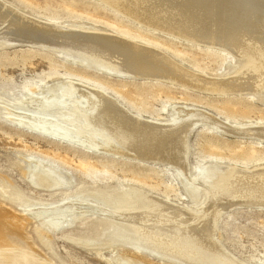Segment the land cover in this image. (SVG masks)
Masks as SVG:
<instances>
[{
    "label": "bare ground",
    "instance_id": "obj_1",
    "mask_svg": "<svg viewBox=\"0 0 264 264\" xmlns=\"http://www.w3.org/2000/svg\"><path fill=\"white\" fill-rule=\"evenodd\" d=\"M5 1L0 0V45L53 48L71 61L76 57L71 65L113 78L166 81L218 95L250 92L261 94L264 101V0H101L151 29L229 54V64L236 66L225 76L196 72L158 46L127 34L83 21L37 17ZM214 56L219 61V53ZM110 84L86 75L35 84L23 97L2 102L4 117L20 128L95 154L154 165L153 173L127 169L123 175L130 179L114 191L63 197L75 186L73 173L47 157L19 153L30 186L41 197L50 193L59 199H33L21 212L0 201V264H57L30 239L29 220L39 221V228L51 236L74 222L97 217L108 226L103 239H65L93 246L97 257L110 264H147L144 258L151 255L164 264H250L222 243L219 221L236 209L264 210V147H237L242 162L214 157L219 149L212 145L209 159L191 172L189 134L209 125L264 142V118L252 120L245 108L222 117L180 100L157 108L137 95L131 96L137 106L132 110L109 91ZM240 110L246 121L237 117ZM253 161L257 164L251 166ZM76 164L87 168L82 161ZM171 168L178 180L169 177ZM103 170L115 171L111 165ZM0 193L9 198L5 188L0 187ZM125 246L143 260L117 252Z\"/></svg>",
    "mask_w": 264,
    "mask_h": 264
},
{
    "label": "rangeland",
    "instance_id": "obj_2",
    "mask_svg": "<svg viewBox=\"0 0 264 264\" xmlns=\"http://www.w3.org/2000/svg\"><path fill=\"white\" fill-rule=\"evenodd\" d=\"M5 2L15 4L21 10L37 17L83 21L95 24L97 28L127 34L143 43L158 46L175 61L196 72L205 71L225 76L232 73L236 66V64L230 65L229 54L219 49L151 29L101 0H6ZM217 53L220 55L219 61L215 60L214 54ZM73 59L72 61H78L76 57ZM72 61L64 53H59L53 48L38 45H0V187L5 188L9 193V198L0 193V201L7 202L8 206L18 212H21L22 205L31 204L33 199L43 198L47 203L59 199L58 196L50 193L41 197L30 186L31 184L22 175L21 168L24 164L19 162V153H35L56 161L70 170L75 178V186L63 197L87 194L94 190L114 191L121 187V182L130 179L123 175L127 169L147 175L153 173L150 167L154 166L146 162L95 154L63 140L30 132L9 122L4 117L2 102L23 97L34 88L35 84H52L62 80L64 75H86L93 81H109L111 83L108 86L109 91L117 95L132 110H136L137 106L131 96L137 95L146 98L157 108L168 105L171 101L180 100L179 102L194 103L222 117L235 116L232 110L245 108L252 120H256L257 117L264 118V101L261 99V94L244 92L218 95L166 81L118 79L81 65H71ZM114 84L119 85L120 88L113 87ZM237 114L241 115L237 116L240 120H247L242 117L241 110ZM167 115L168 113L163 111V117ZM189 143L191 172H195L204 159H209L207 149L212 145L219 149L213 152V156L226 160L242 159L236 151L239 146L264 147V142H260L258 138H242L216 130L209 125H200L193 129L189 134ZM79 161L86 163L87 168L78 167L76 162ZM241 161L244 162L243 159ZM255 164L257 162L253 161L250 165ZM105 165L113 166L115 171L103 170ZM155 167L159 169L158 166ZM171 172L169 177L177 179L176 170L171 168ZM39 225H41L39 221L29 220L26 225L27 234L33 243L57 264H110L97 257L93 246L79 245L65 239L66 235L87 240L103 239L108 226L102 219L84 218L74 222L65 231L52 232L51 236L45 235L42 231L43 226L40 229ZM219 225L221 241L233 255L245 263L264 264V210L248 208L226 212L222 215ZM108 242L110 241L104 243ZM116 250L122 255L131 256L136 262L143 260L127 246L117 247ZM105 253L111 254L109 249H106ZM154 257L151 255L144 259L147 264H164ZM114 263L118 264L116 261Z\"/></svg>",
    "mask_w": 264,
    "mask_h": 264
}]
</instances>
